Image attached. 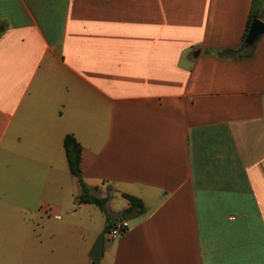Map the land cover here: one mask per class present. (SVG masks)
<instances>
[{"label":"crops","instance_id":"0c3cea01","mask_svg":"<svg viewBox=\"0 0 264 264\" xmlns=\"http://www.w3.org/2000/svg\"><path fill=\"white\" fill-rule=\"evenodd\" d=\"M256 9L264 22V0H0V264H264V34L242 49ZM67 136L107 213L80 201ZM125 195L143 214L122 218ZM107 217L129 230L106 238Z\"/></svg>","mask_w":264,"mask_h":264},{"label":"trees","instance_id":"16d2710c","mask_svg":"<svg viewBox=\"0 0 264 264\" xmlns=\"http://www.w3.org/2000/svg\"><path fill=\"white\" fill-rule=\"evenodd\" d=\"M258 18L260 19L261 16H259L257 13H254L252 18L249 21L247 33L249 32V29H250V26H251L253 20L258 19ZM247 33L245 34L244 39H243V47H242L243 50L247 47L245 44ZM254 49H255V47H253L251 49V54L249 55V57H252L254 55ZM228 53L235 54L236 51L231 50ZM239 57L241 58V56H239ZM65 149H66L67 158H68L71 173L73 175H75L76 177L80 178V184H81V187L83 190V194L80 196V201L82 203L95 204L104 213H107L108 198H99V197H95V196L91 195L89 193L87 185L84 183L83 179L81 178V176H82L81 162H82V156H83V149H82L80 143L75 139V137L67 136L65 139ZM125 197L129 200L130 206L123 212L122 218H126L128 216H133V215L143 214L144 204H143L141 199L134 197V196H131V195H125ZM116 221H113L109 217H107V222L109 224L107 226V228L110 230V228L112 227V225Z\"/></svg>","mask_w":264,"mask_h":264},{"label":"water","instance_id":"95a60500","mask_svg":"<svg viewBox=\"0 0 264 264\" xmlns=\"http://www.w3.org/2000/svg\"><path fill=\"white\" fill-rule=\"evenodd\" d=\"M263 34H264V22L260 19H254L246 38V44L249 46L254 45ZM104 244H105L104 238L99 237L91 250L90 257L93 259L102 258L104 255Z\"/></svg>","mask_w":264,"mask_h":264},{"label":"built area","instance_id":"2783aa9c","mask_svg":"<svg viewBox=\"0 0 264 264\" xmlns=\"http://www.w3.org/2000/svg\"><path fill=\"white\" fill-rule=\"evenodd\" d=\"M130 228V224L126 220L116 221L110 228V235L112 239H116L126 233Z\"/></svg>","mask_w":264,"mask_h":264},{"label":"rangeland","instance_id":"374dc122","mask_svg":"<svg viewBox=\"0 0 264 264\" xmlns=\"http://www.w3.org/2000/svg\"><path fill=\"white\" fill-rule=\"evenodd\" d=\"M257 12V9L255 10V13ZM78 206V205H77ZM75 209H76V207H75ZM63 217H64V215H63ZM109 231V230H108ZM110 231H109V234L107 233V232H105V236H106V238H109L110 236ZM112 238V237H111ZM99 262L97 261L96 262V264H98Z\"/></svg>","mask_w":264,"mask_h":264}]
</instances>
